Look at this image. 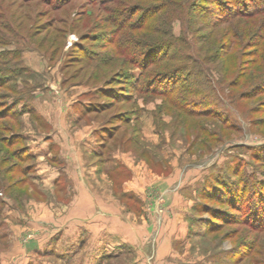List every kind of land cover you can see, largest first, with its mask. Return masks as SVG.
I'll list each match as a JSON object with an SVG mask.
<instances>
[{
    "label": "rangeland",
    "instance_id": "1",
    "mask_svg": "<svg viewBox=\"0 0 264 264\" xmlns=\"http://www.w3.org/2000/svg\"><path fill=\"white\" fill-rule=\"evenodd\" d=\"M157 2L0 0V67L31 90L4 121L29 155L0 148V264H264V94L230 88L257 38L223 55L230 23L210 7L201 51L146 64Z\"/></svg>",
    "mask_w": 264,
    "mask_h": 264
},
{
    "label": "trees",
    "instance_id": "2",
    "mask_svg": "<svg viewBox=\"0 0 264 264\" xmlns=\"http://www.w3.org/2000/svg\"><path fill=\"white\" fill-rule=\"evenodd\" d=\"M112 1L113 0H100V2H103V4L110 3ZM157 1V6H152L153 8H148L145 10V14L143 15L144 22L141 24L140 27H144L150 32L158 34L155 40L150 41L153 42L154 45H151V50L149 51L159 52L160 54H162L154 59L149 56V60H152L148 61L146 64L161 60V56H163L162 58L164 59L173 60L172 57L177 59V55L181 57L182 55L187 54L186 51L189 52L191 49H194L197 52L201 51V48H195V41H191V37H193V32H196L194 25L197 22L196 20L199 16V13H209L208 10L211 9L210 7H212V12L214 14L218 12L223 19L227 18L225 20L227 24L230 23V25H227L224 29L222 34L223 36L217 38L228 39V41H230L228 45V51H225L223 55H225L226 52L229 53L231 50H233L234 46L238 44L245 46L244 40L246 39L247 35L252 36V38H257V41L254 44L255 48L254 50H252V57H254L253 62L250 65H247L246 68L241 69L242 72L240 73V75L235 80L231 81L230 88L238 87L240 84H246L247 86L250 84V89H253L254 93L251 94L250 90H244L242 92L243 95L246 96V94H248L255 97L264 94V20L263 22H259L258 24L257 22H253V20L255 21L256 18L264 15V0H202V5L200 6L202 10H197L194 4L192 3L189 7H186L185 5L183 6V4L177 7L175 0ZM206 3H210V5L205 6ZM177 11H179V15L178 17H175L173 14ZM159 12H162L159 18L154 17ZM19 16H21L22 18V15L19 14ZM172 17L178 18L181 22V35L179 37H175L172 32V27L170 24L173 21ZM222 18H219L214 23L218 21L217 24L219 25L220 22H222ZM233 22H239L240 27H232L231 24ZM115 25L120 26L117 22L115 23ZM213 36H215L214 30L210 33V39ZM54 42L55 40L53 41V43ZM250 47L253 46L250 45L249 48ZM172 49L173 52L171 53L173 55H170V51H172ZM209 50L211 51V49ZM5 54L6 53L0 54V60H4L6 56ZM188 54L190 56L191 52ZM213 55H215L213 58L216 59L219 56V52L215 50L213 52ZM147 59L148 58H146V60ZM142 61L143 59L135 60V62H133L132 59L129 60L130 63H142ZM146 64L142 65L144 69H146ZM199 67L201 69V66ZM17 74L20 75L19 72H17L16 66H13L11 68L0 67V148L3 146L4 148L12 149V147L18 145V148H15V150L12 151L11 155L13 157H16L17 159H25L28 157L29 152L27 150V147L21 144L22 140H24L22 134H20L19 131L13 130L12 125L4 123L5 119L7 118L14 119L13 117L16 115V113H18L16 107L19 102L22 101L21 98H23V95L25 93L28 94L31 92L28 86L29 84L27 82H24L23 88L17 86L15 82L13 83L12 76L14 75L15 77H17ZM155 77L156 76H154V78ZM11 81L13 84L11 83ZM143 83L146 86L145 88L148 89L147 91L152 90L156 93H158V91H162L167 93L168 95L177 91L178 87V82L173 83L171 87H168V84L162 82L163 84L161 85H163L164 87L162 86V88L159 89L157 87H159L160 84L157 82L154 83L153 79H148ZM25 87H28V89H24ZM2 89L7 90L8 94H6L5 92L2 93ZM22 89H24L25 91H22ZM188 92L192 93L191 91ZM10 93H12L11 95H16V98L11 96ZM9 99H12V103L8 102ZM5 160L7 159L5 158ZM27 170L28 169L25 167L22 172L23 175L27 173ZM9 172L13 173V170H9ZM22 178L24 179L25 176H23ZM14 185H16V181H14Z\"/></svg>",
    "mask_w": 264,
    "mask_h": 264
},
{
    "label": "crops",
    "instance_id": "3",
    "mask_svg": "<svg viewBox=\"0 0 264 264\" xmlns=\"http://www.w3.org/2000/svg\"><path fill=\"white\" fill-rule=\"evenodd\" d=\"M47 118V117H46ZM50 119V118H49ZM63 152L61 151V154H62ZM63 155V154H62ZM64 159H65V155H64ZM85 168H86V165H85ZM95 173V172H94Z\"/></svg>",
    "mask_w": 264,
    "mask_h": 264
}]
</instances>
